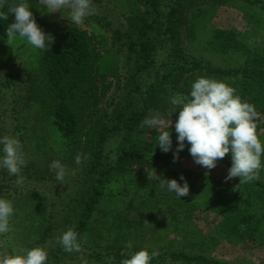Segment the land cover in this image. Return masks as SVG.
Listing matches in <instances>:
<instances>
[{
    "label": "trees",
    "instance_id": "trees-1",
    "mask_svg": "<svg viewBox=\"0 0 264 264\" xmlns=\"http://www.w3.org/2000/svg\"><path fill=\"white\" fill-rule=\"evenodd\" d=\"M225 1L136 0L137 11L127 20L126 30H111L112 47L124 54L130 64L126 81L120 71L102 65L104 56L97 48L100 43L96 36L76 26H52L47 34L53 36L54 43L46 50H40L39 75L32 78L28 96L20 97L21 102L38 106L40 116L49 120L47 136L36 143L45 152L40 161H33L31 152L26 151L23 137L26 126L18 118L10 125L6 121V117H13L15 107L18 108L20 103L13 90L17 81L11 74L0 81V114L3 117L0 136L10 133L21 141L27 159L24 168L31 170L26 178L36 182V186L38 182L57 181L55 172L46 169L55 160H60L70 172L81 169L78 176L84 186L73 193L72 202L61 204L67 209H57L63 214L67 210L73 212L74 229L82 237L81 251L68 253L59 240H55L48 264L77 261H81L78 264H90L87 261L108 264L109 260L111 264H120L130 251L148 249L151 252L153 249L147 242L166 239H170V250L159 253L151 264H227L192 254L186 248L172 250L178 239L182 244L176 247H186L190 235L182 234L184 228L181 225L187 220L180 211L184 206L182 197L179 199L173 193L174 197L164 195L160 198L157 195L161 192L159 182L151 177L153 174L151 178L148 173L144 174V169L152 171L158 164L171 165L184 160L190 153L186 147L174 161L178 146L174 128H171L173 149L165 153L157 147L155 137L158 132L142 127V121L150 114L171 117L170 97L187 95L192 82L201 76L231 85L242 100L264 115V48L244 44L235 30H215L209 40L215 51L225 55L241 53L245 58L239 67H217L191 55L186 45L187 37L184 39L182 35L186 26L194 31L188 19L190 13L205 4H224ZM242 1L257 4L264 10V0ZM17 2L4 0L0 6V16L6 17L0 19V35H6L7 27L14 22L8 9ZM27 2L40 26V0ZM152 69L156 71L154 78ZM111 75L116 76V92L107 106L102 101L113 87V83L107 81ZM257 129H264V123ZM78 153L89 159L77 165L75 157ZM218 161H223L229 168L232 166L230 155ZM3 171H6L2 180L5 187V178L15 180L16 176L7 175V170L0 169V173ZM68 177L70 174L65 179ZM184 177L189 184L190 198L195 192L206 195L203 207L222 216L221 226L227 234L245 246L252 244L253 248L264 250V206L255 207L251 199L255 195H264L261 180H253L250 190L239 195L227 193L222 182L213 176L192 172ZM257 177L264 180V168ZM178 182L183 185V181ZM31 187H24L25 196L31 202L40 200V189ZM39 206L37 204L36 209ZM52 217L44 219L37 244H47L54 227L61 223ZM160 217L169 219L174 228L162 233L155 227L150 228L148 223L158 221ZM111 232L114 235H108ZM126 241L133 243L131 250L123 244ZM84 259L86 261L82 263Z\"/></svg>",
    "mask_w": 264,
    "mask_h": 264
},
{
    "label": "rangeland",
    "instance_id": "rangeland-1",
    "mask_svg": "<svg viewBox=\"0 0 264 264\" xmlns=\"http://www.w3.org/2000/svg\"><path fill=\"white\" fill-rule=\"evenodd\" d=\"M92 6L95 9V14L88 17L84 24L77 26L71 24L69 21L67 10H64L62 13L56 12L48 14L41 5L40 28L47 34L50 32L52 26L71 25L96 36L97 41L100 43L97 48L104 56L102 65H108L111 67V70L117 69L126 81V78L130 74V64L127 62L124 54H119L112 47L111 30L115 28L126 30L127 20H130L137 11L136 0H92ZM188 16L189 23L194 30L190 31L186 26L182 31L184 39L187 37L186 45L188 51L194 57L203 58L214 66L239 67L245 61L241 53L225 55L214 50L209 40L215 30H235L239 33V38L244 44L264 48V10L257 4L242 0H226L224 4L208 3L194 10ZM40 54V50L33 49L24 40L17 38L16 40L9 41L7 40V35H0V81H4L7 74L14 76L17 84L13 90L14 95H17L19 101L21 99L20 97L28 96L27 93L31 86L32 78L38 77L39 75L41 67ZM155 73L156 71L152 69L151 75L153 78L156 76ZM115 79V75L108 77L107 81L113 83V87L102 101V104H107L108 106V103L114 97L116 92ZM257 113L259 118H257L256 122L257 126H259L264 123V115L260 112ZM5 115L8 116L9 114ZM40 115L38 106H34L32 102L20 101L18 108L15 107L13 117L11 115V117H6L8 125H10V122L18 121L19 119L26 126L27 129L23 135L24 144L26 151L31 152L30 157L33 161L34 159L40 161L45 157L44 149L42 147L39 149L36 143L47 136L48 131L46 128L49 125V120ZM178 115L179 113L177 116L172 117L173 123L171 128H174V131L175 121ZM164 117L169 121L171 119V117H167L166 115ZM2 118L0 114V120ZM257 132L261 140L264 141V129H257ZM8 135L14 137L13 134L8 133ZM173 135H176V133H173ZM228 155L231 156L230 153ZM51 165L52 163L46 169H51L52 172H56L55 169L51 168ZM229 169L223 161H218L217 167L214 169H206L196 164L194 158L189 154L184 160L171 165L158 164L154 166L152 171L144 169V174H153L151 177L156 180L157 175L161 179H176L179 181L181 176H187L189 173L195 172L209 177H216L222 182V185L226 188V192L229 194L238 193L242 195L247 190H250L249 187L252 186V182L244 183L239 188L237 187L240 184L239 177H235L226 182ZM78 170L81 171L80 167ZM78 170H72L70 177L63 182H38L40 185L37 184V186L34 185L36 182L29 181L26 178V174L31 173V170L22 169V175L25 177V181L20 186L15 184L16 177L15 180L5 178V187H3L2 180L5 177L6 171L0 173V196L11 200L15 209L14 215L10 220L11 231L7 234L0 235V254H10L13 250L21 251L22 249L35 246H44L48 251V264L52 259L50 258L52 242L59 240L60 235L68 228H74L76 223V218L73 216L71 210H67L63 214L57 211V209H67V207L61 206V204L72 202L73 193L75 194L77 189L84 186L82 179H79ZM7 175L10 174L8 173ZM257 179L264 183L262 178L257 177ZM149 184L154 186L152 183ZM28 186H32L31 188L35 186L40 189L42 192L39 196L41 197L40 200L38 197H36L38 201L31 202L28 200L25 196L27 192L24 188ZM254 187L255 189L257 188L256 186ZM15 189L17 190L15 191ZM198 191L201 190L198 189ZM157 195L161 196L160 198L164 195L174 197L173 193L162 187L161 192L158 191ZM251 199L255 203V207L260 208L264 206V195H255ZM205 200L206 195H201L198 192H195L192 198H190V194L182 197L181 202L184 203V206L180 208V211L182 216L187 218L181 225L184 228L182 234L189 233L190 235L186 239V247H176L182 244V240L178 239L172 250L186 248L192 254L205 255L227 264H264V250L253 248L252 244L245 246L242 241H237L234 239V236L227 234L226 230L221 226L222 216L218 212L209 210L208 207L204 208L202 201ZM37 204H40L39 209H36ZM213 209L218 211L216 207H213ZM51 216H53L52 219L58 220L61 223L56 227L53 226L54 231L51 232L52 236L49 238L47 244H37V241L40 239V230L43 228V221L45 218L47 219ZM148 224H150V228L152 229L154 227L157 228L159 233L174 228L169 222V219L162 217L158 221ZM173 224H176V221ZM108 235H114V232ZM157 236L160 237L159 234ZM161 238L162 236L159 239ZM128 242L126 241L123 244L127 245ZM146 244L159 253L170 250V239L162 241L155 240L150 243L147 242ZM85 261L86 259L82 263H85ZM78 262L81 261L73 264H78ZM87 262L94 264L90 261Z\"/></svg>",
    "mask_w": 264,
    "mask_h": 264
},
{
    "label": "clouds",
    "instance_id": "clouds-1",
    "mask_svg": "<svg viewBox=\"0 0 264 264\" xmlns=\"http://www.w3.org/2000/svg\"><path fill=\"white\" fill-rule=\"evenodd\" d=\"M3 3L4 0H0V6ZM40 4L48 14L67 10L69 21L77 26L84 24L88 17L95 14L92 0H40ZM8 11L14 17V22L7 27V40L19 38L33 49L41 51L54 43L53 36L46 34L37 24L27 0H18ZM2 18L6 17L0 16ZM169 103L170 121L160 113L150 114L142 121V127L158 132L155 138L161 151L168 153L173 149L172 117L178 112L175 121L178 146L174 161L188 147L195 163L211 170L217 167L218 160L230 153L232 166L226 182L239 177V188L257 178L258 172L264 168V141L257 132L258 113L254 105L242 100L231 85L201 76L192 82L187 95L174 94ZM88 159L89 156L78 153L75 163L79 165ZM26 165V154L21 141L12 136H0V169L16 176L15 184L18 186L24 184L22 169ZM51 168L56 170L55 178L59 182H63L70 174L68 167L60 160L53 161ZM156 177L158 185L174 193L177 198L181 199L189 194V184L184 176L180 177L183 185L176 179ZM14 212L12 201L0 196V235L11 231L10 220ZM81 240L80 233L74 228H68L60 235L58 242L64 251L72 253L81 251ZM126 247L131 250L133 243L129 241ZM158 256L159 252L156 250L130 251V255L122 259L120 264H151ZM47 261L48 251L44 246L0 254V264H47ZM108 264H111L110 260Z\"/></svg>",
    "mask_w": 264,
    "mask_h": 264
}]
</instances>
